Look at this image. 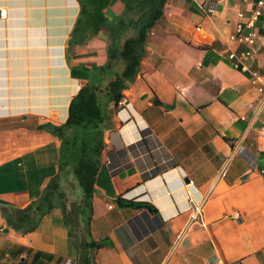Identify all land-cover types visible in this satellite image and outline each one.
Masks as SVG:
<instances>
[{
  "label": "crops",
  "instance_id": "crops-1",
  "mask_svg": "<svg viewBox=\"0 0 264 264\" xmlns=\"http://www.w3.org/2000/svg\"><path fill=\"white\" fill-rule=\"evenodd\" d=\"M256 1H167L126 105L110 112L93 202L94 239L108 242L97 264H264V94L250 80L264 74V48L228 60L244 50L230 37ZM123 10L115 2L104 14L115 24ZM80 13L79 0H0V207L29 206L58 173L60 141L38 128L63 125L106 61L103 34L71 46ZM76 257L60 210L27 235L0 212V264Z\"/></svg>",
  "mask_w": 264,
  "mask_h": 264
},
{
  "label": "trees",
  "instance_id": "trees-1",
  "mask_svg": "<svg viewBox=\"0 0 264 264\" xmlns=\"http://www.w3.org/2000/svg\"><path fill=\"white\" fill-rule=\"evenodd\" d=\"M81 16L71 46L80 47L100 34L107 47L106 61L97 66L73 98L63 125L39 126L60 141L58 173L40 197L25 208L1 206L7 225L23 235L35 232L42 220L58 209L64 217L77 264H97V252L108 242H97L91 230L97 177L106 151L105 136L111 109H118L124 92L135 83L148 51L152 28L162 21L168 0H79ZM124 5L115 24L104 10Z\"/></svg>",
  "mask_w": 264,
  "mask_h": 264
},
{
  "label": "built area",
  "instance_id": "built-area-1",
  "mask_svg": "<svg viewBox=\"0 0 264 264\" xmlns=\"http://www.w3.org/2000/svg\"><path fill=\"white\" fill-rule=\"evenodd\" d=\"M215 5L213 4L209 8V13H215ZM2 16L4 13L1 14ZM264 15V0H257L251 8L249 15L245 13H240L237 23V29L234 34L230 37L231 42L237 44L240 47H243L244 50L238 54L236 51H230L228 55V60H231L236 66H239L241 60L244 58H253L255 57L263 48H264V23L261 24L259 30L256 28V24L260 23L261 17ZM251 83L257 86L258 92L264 94V74L261 75L258 72H253L251 74ZM126 101L122 100L119 103V108L124 107ZM258 109H264V99L258 104ZM191 202H194L193 199H190ZM203 201L202 198L198 203L194 202V206L191 208L192 217L191 226L195 222H200L203 214ZM210 264H220L219 259L216 257L211 258Z\"/></svg>",
  "mask_w": 264,
  "mask_h": 264
}]
</instances>
